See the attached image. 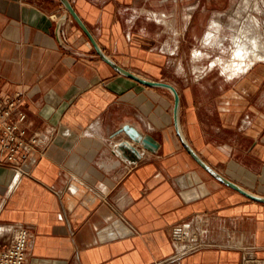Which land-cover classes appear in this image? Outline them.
<instances>
[{
    "label": "crops",
    "instance_id": "crops-1",
    "mask_svg": "<svg viewBox=\"0 0 264 264\" xmlns=\"http://www.w3.org/2000/svg\"><path fill=\"white\" fill-rule=\"evenodd\" d=\"M69 1L109 58L177 90L194 152L264 197V62L230 81L184 72L181 87L167 80L171 47L180 67L200 17L212 19L211 0ZM63 14L59 0H0V92L24 94L26 139H48L11 189L13 170L0 163V225L29 228L26 264H241L246 250L264 259V204L191 158L168 90L116 73L71 17L57 34ZM124 125L152 136L157 152L138 146L134 158L119 149ZM178 226L187 237L176 243Z\"/></svg>",
    "mask_w": 264,
    "mask_h": 264
},
{
    "label": "rangeland",
    "instance_id": "rangeland-1",
    "mask_svg": "<svg viewBox=\"0 0 264 264\" xmlns=\"http://www.w3.org/2000/svg\"><path fill=\"white\" fill-rule=\"evenodd\" d=\"M211 4L212 19H209V14L201 17L198 15L202 21V29L197 32V39L191 41V49L185 51L184 62L180 67L178 59L181 51H177L175 46L170 49L173 53L170 71L174 73V76L167 77V80L175 87H181L178 79L179 72L186 73L191 79L210 73L225 81L244 75L245 72L233 76V67L242 62L234 58L236 47L233 40L238 30L245 25L249 24L252 31L249 34L250 37H261L264 40V0H254L249 4H245L243 0H211ZM251 18L258 23L259 29L255 30L256 33L258 32L257 36L252 29ZM258 62L264 61H254L253 64ZM252 65L249 67L251 68Z\"/></svg>",
    "mask_w": 264,
    "mask_h": 264
},
{
    "label": "built area",
    "instance_id": "built-area-1",
    "mask_svg": "<svg viewBox=\"0 0 264 264\" xmlns=\"http://www.w3.org/2000/svg\"><path fill=\"white\" fill-rule=\"evenodd\" d=\"M23 102L22 92L16 91L8 95L0 92V163L5 162L13 170L10 189L22 175L28 173L30 152L37 150L43 153L42 150L48 144V139L42 135L33 134L25 138L27 116L22 108ZM171 237L176 243L182 242L186 239V231L183 227H175ZM0 239L5 242L0 246V264H26L31 240L29 228L0 225ZM178 258L179 255H175V259ZM241 264H264V259H259L252 251L246 250Z\"/></svg>",
    "mask_w": 264,
    "mask_h": 264
},
{
    "label": "water",
    "instance_id": "water-1",
    "mask_svg": "<svg viewBox=\"0 0 264 264\" xmlns=\"http://www.w3.org/2000/svg\"><path fill=\"white\" fill-rule=\"evenodd\" d=\"M64 8V14L58 19L57 21V34H59L60 25L67 20L68 17H71L73 21L77 24L79 29L85 34L87 39L89 40L90 44L92 45L93 49L95 50L97 56L111 67L116 73L125 76L129 79L136 81L137 83L147 86V87H154V88H163L168 90L172 97H173V107H172V115H173V125L176 131V134L181 142L182 146L186 150V152L191 156V158L199 165L205 172H207L211 177L215 180L220 182L221 184L233 189L234 191L240 193L244 197L259 203L264 204V197L257 196L252 194L245 189L239 187L238 185L232 183L231 181L227 180L219 173H217L214 169H212L209 165H207L197 153L189 146L187 141L185 140L179 124V96L177 90L170 84L164 82H157V81H149L144 79L138 75L130 73L129 71L120 67L116 62H114L111 58H109L98 43L95 41L85 24L79 18V16L74 11L71 3L69 0H59ZM122 133L125 134L127 137L126 140L122 141L118 144V148L123 150L125 153H129L131 157L136 158V155L139 154L137 147H141L143 150L148 151L152 154L156 153L159 148V143L149 134H141L135 128L124 125L121 129Z\"/></svg>",
    "mask_w": 264,
    "mask_h": 264
},
{
    "label": "bare ground",
    "instance_id": "bare-ground-1",
    "mask_svg": "<svg viewBox=\"0 0 264 264\" xmlns=\"http://www.w3.org/2000/svg\"><path fill=\"white\" fill-rule=\"evenodd\" d=\"M243 2H245V4H249L251 2H254V0H243ZM243 16H244V14H243ZM250 21L252 22V23L251 22L250 23L252 24L251 26H252V29L254 31L259 29L258 23L254 18H251ZM251 32L252 31L249 27V24H247L241 30H238V32H237V34L233 40L235 47H236L234 58H236L239 61H242L239 64H237L235 67H233L234 68L233 69L234 70L233 76L237 75V74H242V73L244 74V72L246 73V71L248 70V67L250 65H252L254 63V61H264V40L261 37H257V38L256 37H253V38L250 37L249 34ZM257 33L255 31V35ZM210 35H212V34L210 33Z\"/></svg>",
    "mask_w": 264,
    "mask_h": 264
},
{
    "label": "flooded vegetation",
    "instance_id": "flooded-vegetation-1",
    "mask_svg": "<svg viewBox=\"0 0 264 264\" xmlns=\"http://www.w3.org/2000/svg\"><path fill=\"white\" fill-rule=\"evenodd\" d=\"M211 6H212V4H211Z\"/></svg>",
    "mask_w": 264,
    "mask_h": 264
}]
</instances>
